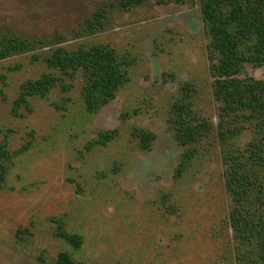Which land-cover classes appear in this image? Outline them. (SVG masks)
I'll return each instance as SVG.
<instances>
[{
    "label": "rangeland",
    "instance_id": "1",
    "mask_svg": "<svg viewBox=\"0 0 264 264\" xmlns=\"http://www.w3.org/2000/svg\"><path fill=\"white\" fill-rule=\"evenodd\" d=\"M119 1L0 0V32L43 42L0 60V142L11 152L26 147L8 162L0 186V264H55L61 251L80 264H236L199 0H141L127 8ZM99 7L107 11L106 26L80 30ZM92 43L111 45L127 63L129 79L111 101L87 112L77 72L12 112L21 83L60 74L44 52ZM245 75L264 78V65H246ZM187 82L193 108L212 129L182 145L167 118ZM133 127L154 133L148 150ZM111 129V141L85 150ZM253 136L246 128L233 141L243 148ZM188 148L195 155L176 174ZM59 219L81 235L78 248L55 235Z\"/></svg>",
    "mask_w": 264,
    "mask_h": 264
},
{
    "label": "trees",
    "instance_id": "2",
    "mask_svg": "<svg viewBox=\"0 0 264 264\" xmlns=\"http://www.w3.org/2000/svg\"><path fill=\"white\" fill-rule=\"evenodd\" d=\"M140 1L120 0L119 4L127 8ZM199 3L209 36L212 94L219 102L217 134L222 145L224 186L231 199L228 222L235 262L264 264V78L242 76L246 65H264V0H199ZM106 13L105 7L95 9L80 30L87 33L102 30L106 26ZM41 44V39L0 32V60L32 51ZM39 57L32 54L33 60ZM41 57L60 74L42 73L21 83L20 93L13 100V113L20 106H27L29 97L47 96L61 75L73 78L77 72L81 73V94L89 113L111 101L129 79L127 63L109 44L92 43L72 50L55 46ZM192 91V84H182L181 96L172 103L167 118L174 138L182 145L198 143L212 129V122L193 108ZM246 128L252 129L254 136L241 148L233 139ZM116 134V129L99 131L84 148L106 145ZM131 134L138 138L143 150L150 148L155 137L153 132L137 127H133ZM22 148L11 152L5 139L0 142V186L5 181L8 162ZM194 155V149L182 152L175 173L179 174ZM54 233L74 248L81 244V235L68 232L60 219ZM55 264L80 263L69 252L61 251Z\"/></svg>",
    "mask_w": 264,
    "mask_h": 264
}]
</instances>
